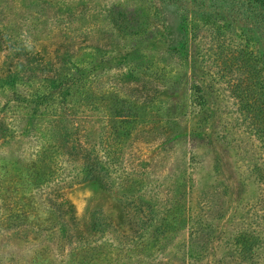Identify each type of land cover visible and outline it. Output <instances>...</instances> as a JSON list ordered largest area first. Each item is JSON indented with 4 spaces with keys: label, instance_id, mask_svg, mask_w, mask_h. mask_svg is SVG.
<instances>
[{
    "label": "rangeland",
    "instance_id": "obj_1",
    "mask_svg": "<svg viewBox=\"0 0 264 264\" xmlns=\"http://www.w3.org/2000/svg\"><path fill=\"white\" fill-rule=\"evenodd\" d=\"M3 10L0 28L30 51L3 33L0 79L30 68L39 102L61 100L67 86L40 81L93 55L95 111L89 143L76 123L48 124L65 180L33 198L43 223L2 225L0 264H264L257 0H0ZM10 94L0 91V178L28 167L38 144L28 119L5 135Z\"/></svg>",
    "mask_w": 264,
    "mask_h": 264
},
{
    "label": "trees",
    "instance_id": "obj_2",
    "mask_svg": "<svg viewBox=\"0 0 264 264\" xmlns=\"http://www.w3.org/2000/svg\"><path fill=\"white\" fill-rule=\"evenodd\" d=\"M257 1L259 8L264 9V0ZM4 13L3 10L0 14ZM5 28V30L0 28V36H3V33L6 34L7 42L5 43L10 42V47L15 50L19 49L20 53L27 51L30 46L27 44L28 42L24 39L25 42H22L20 47L18 39L13 37L15 34L12 30L8 27ZM92 56L89 60H86V57H76L69 61L63 68V72H59L56 77L45 78L44 82L40 81V86H47L48 82H55V80L59 82L57 88L67 86V96L61 100L52 99L45 104L39 102L38 99L43 96H38L39 89L36 81H33V73L30 68L28 70L30 72L25 73L28 75H21V71L24 70L21 69L10 71L5 79H0L2 80L0 91L11 92L9 96L4 95L6 102L3 107L10 113L9 123L4 128L5 135L9 133L8 135L13 137L20 129L21 121L28 119L31 121V129L38 142L36 151L27 159L28 167H17L13 173L6 168L3 169L5 171L0 178V194H4L3 190L8 192L5 200L8 201L9 208H7V212L5 211V217L0 215V229L2 225H6L7 229L14 230L30 223L35 225L43 223L41 216L37 213L39 206H36L37 202L33 198H39V191L43 186L64 179L62 171L64 158L59 151L60 140L56 135H48V124L61 123L60 128H65V132H68L67 125L76 123V129L81 130L82 133L80 138L86 139L85 143L90 142V131L85 124L90 122L88 118L92 117L95 111L91 90L86 84L89 79L87 70L89 64L92 63ZM23 66L26 67L25 64ZM22 85L27 86L29 90H36L31 92L27 90L23 93L20 88ZM69 133L74 135L77 132ZM31 214H34L33 217L30 216ZM30 218L33 220L30 221Z\"/></svg>",
    "mask_w": 264,
    "mask_h": 264
}]
</instances>
